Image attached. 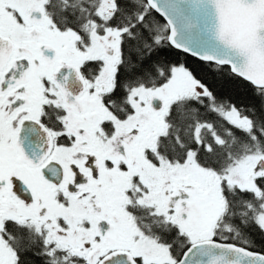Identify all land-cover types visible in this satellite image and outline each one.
I'll return each instance as SVG.
<instances>
[{
  "label": "snow or ice",
  "instance_id": "snow-or-ice-1",
  "mask_svg": "<svg viewBox=\"0 0 264 264\" xmlns=\"http://www.w3.org/2000/svg\"><path fill=\"white\" fill-rule=\"evenodd\" d=\"M0 264H264V0H0Z\"/></svg>",
  "mask_w": 264,
  "mask_h": 264
}]
</instances>
